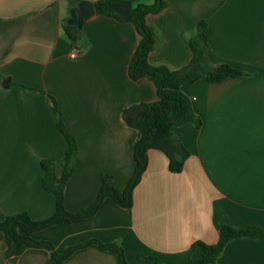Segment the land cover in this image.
<instances>
[{"label":"crops","instance_id":"1","mask_svg":"<svg viewBox=\"0 0 264 264\" xmlns=\"http://www.w3.org/2000/svg\"><path fill=\"white\" fill-rule=\"evenodd\" d=\"M164 1L160 12L145 18L155 38L149 65L184 68L192 57L188 38L205 21L208 63L227 64L244 75L184 86L201 125L175 129L190 154L182 172H169L167 157L149 150L130 209L105 198L94 216L31 235L57 253L99 241L121 246L127 264H146L138 256L189 264L191 245L215 244L222 226L264 228V0ZM78 4L0 0V221L20 213L40 221L55 212L53 194L42 188L40 168L41 161L60 162L66 149L55 126L54 105L77 143L74 172L64 187L68 212L96 200L102 175L120 191L132 177L133 146L140 133L124 123L122 112L156 101V88L146 78L128 76L137 44L132 23L94 14L82 21L77 41L68 38L63 26ZM73 49L78 55L71 59ZM5 251L0 231V264H51L46 248L24 246L10 258ZM63 264L119 260L91 244ZM217 264H264V240L229 241Z\"/></svg>","mask_w":264,"mask_h":264},{"label":"trees","instance_id":"2","mask_svg":"<svg viewBox=\"0 0 264 264\" xmlns=\"http://www.w3.org/2000/svg\"><path fill=\"white\" fill-rule=\"evenodd\" d=\"M80 3V0H69ZM96 15L114 18L120 22L132 23L137 34L135 52L128 66V76L131 80L146 78L155 88L157 100L152 103L135 104L122 112L124 123L140 133L133 146L134 171L126 188L122 191L108 183L109 176L102 175L101 186L96 200L88 207L75 213H70L64 206V187L66 181L74 172V159L77 153L75 138L66 130L62 123L61 113L54 105L53 116L55 126L66 142L64 156L57 164L41 161V185L43 190L53 194L55 199L54 214L44 220H32L28 214L20 213L6 216L0 221L6 244L5 258L17 256L24 246L46 248L50 251L51 264L63 262L76 250L96 244L101 250L117 255L119 264H127L124 250L116 243L87 241L72 247L63 253H57L49 242L34 240L31 235L60 223H75L94 216L105 198H110L119 207L130 209L133 203V190L139 183L147 166L149 150H158L168 159V170L178 174L182 172L184 163L189 157L188 150L183 146L175 129L190 124L198 128L201 121L194 113L189 98L182 88L198 80L210 83L221 82L227 78L244 75L243 72L227 64L212 67L208 63L206 51L209 48L207 24L201 21L196 25L194 33L189 36L188 43L192 52L190 62L181 70L171 71L163 66H151L147 63V55L155 47L154 29L146 23V16L160 12L165 6L164 0H154L150 6L132 5L126 0H99L93 3ZM82 23V22H81ZM80 23V25H81ZM68 38L75 42L79 36L72 33L73 27L67 22L63 26ZM80 28V26H79ZM56 169L60 171L56 175ZM236 238H256L264 240V228L248 227L236 229L222 226L218 232V241L209 245L201 241L194 242L190 247L189 264H217V259L226 244ZM146 264H160L154 257L138 256Z\"/></svg>","mask_w":264,"mask_h":264},{"label":"water","instance_id":"3","mask_svg":"<svg viewBox=\"0 0 264 264\" xmlns=\"http://www.w3.org/2000/svg\"><path fill=\"white\" fill-rule=\"evenodd\" d=\"M95 14V8L93 3L88 1H81L77 6L72 7L69 10V18L67 20V24L73 27L72 33L75 36L80 35V23L93 16ZM9 84V80L6 79L2 83L3 88H7Z\"/></svg>","mask_w":264,"mask_h":264},{"label":"built area","instance_id":"4","mask_svg":"<svg viewBox=\"0 0 264 264\" xmlns=\"http://www.w3.org/2000/svg\"><path fill=\"white\" fill-rule=\"evenodd\" d=\"M77 55H78V50H77V49H73V50L70 52V58H71V59L76 58Z\"/></svg>","mask_w":264,"mask_h":264}]
</instances>
